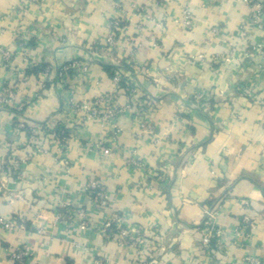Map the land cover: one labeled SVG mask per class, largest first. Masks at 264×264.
<instances>
[{
  "label": "crops",
  "instance_id": "1",
  "mask_svg": "<svg viewBox=\"0 0 264 264\" xmlns=\"http://www.w3.org/2000/svg\"><path fill=\"white\" fill-rule=\"evenodd\" d=\"M116 18L114 52L92 51ZM251 18L243 0H0V51L12 54L6 65L0 52V93L14 86L23 106L0 107V217L15 222L0 227V264L23 245L34 251L28 264H264V29ZM74 60L86 71L57 82ZM106 96L115 122L78 125L74 107ZM17 121L66 125V151L47 141L34 154ZM11 153L28 163L14 168ZM90 180L108 206L86 191ZM72 209L86 211L85 226ZM209 210L224 230L212 253L201 246ZM111 214L147 232V244L124 248L102 232ZM245 218L256 228L236 242Z\"/></svg>",
  "mask_w": 264,
  "mask_h": 264
},
{
  "label": "built area",
  "instance_id": "2",
  "mask_svg": "<svg viewBox=\"0 0 264 264\" xmlns=\"http://www.w3.org/2000/svg\"><path fill=\"white\" fill-rule=\"evenodd\" d=\"M38 1V0H32ZM244 3L249 5L252 9V23L259 29H264L262 23V16L264 13V7L256 0H243ZM184 18L181 20V24L184 28H191L193 23V16L191 12L186 9L184 10ZM124 22L116 18L112 20L109 24V31L105 37L103 49L109 54L114 52L117 41L122 34V29ZM3 57L4 64L8 65L12 59V54L8 51H0ZM264 57V52H260ZM87 66L83 65L80 61L74 60L65 64L58 70L57 82H65L69 79L70 73H80L85 72ZM115 82L120 81V76L115 77ZM42 87H45L43 85ZM135 91V90H134ZM113 96H106L100 100H96L91 104H82L74 107V110L80 114V122L78 125L83 126L92 120H101L102 122H115L117 116L120 114L113 106ZM205 98L204 94L196 93L194 95V100L200 103ZM15 97V87L7 86L0 93V107L13 108L16 111L21 112L23 110L22 105H16ZM143 102L139 103V108L142 109ZM14 130L18 133H22L26 136L25 143L32 149L34 154H42L47 152L48 144L47 141L56 144L60 147L62 153H64L68 147L70 140V129L59 122H54L53 124H46L43 126H30L25 121H17L13 124ZM113 135H117L118 131L115 129L112 131ZM100 145H96L98 148ZM101 148V146H100ZM9 158V164L14 166V168H19L26 163H28L27 157H18L16 154L11 153ZM61 163L64 168L70 166V161L67 158H63ZM136 163V162H135ZM20 178V177H19ZM2 186L0 185V192ZM86 191L90 192L91 197L99 203L101 206L105 207L111 201L110 194L106 191L105 186L96 180H90L86 186ZM67 210L71 211V203L65 205ZM72 213L75 217L80 219H85L87 213L85 210L72 209ZM217 211L209 210L206 212L207 220L206 225L211 226L212 230L204 234L201 246L205 252L212 253V250L221 251L223 250V237L224 230L216 223ZM22 221V220H21ZM82 225H86V220L82 221ZM122 218L117 214H111L105 221L102 232L108 233L112 238L117 239L121 247H136L143 246L147 244V232L137 229L130 232L122 228ZM15 226L14 221L5 220L0 217V227L12 230ZM256 228V222L253 218H245L238 227L234 230L233 237L236 242L243 243L248 240L252 231ZM155 239V238H154ZM34 251L28 245H23L21 248L14 250L11 253V258L13 264H28V260L33 256ZM152 263H156L152 261ZM94 264H103L101 261H95ZM246 264H262L259 260L253 258H247Z\"/></svg>",
  "mask_w": 264,
  "mask_h": 264
},
{
  "label": "trees",
  "instance_id": "3",
  "mask_svg": "<svg viewBox=\"0 0 264 264\" xmlns=\"http://www.w3.org/2000/svg\"><path fill=\"white\" fill-rule=\"evenodd\" d=\"M102 48L103 46L101 45V46H99L98 47V45H96L94 48H92V51H95V50H98V48ZM123 65L124 66H126V64L125 63H123ZM104 68L106 69V71H108V72H112V70H114V68L113 67H111V66H107V65H104ZM36 71L37 70H39V69H35ZM41 71V70H40ZM73 75V73H70V76H72ZM21 113V112H20Z\"/></svg>",
  "mask_w": 264,
  "mask_h": 264
}]
</instances>
